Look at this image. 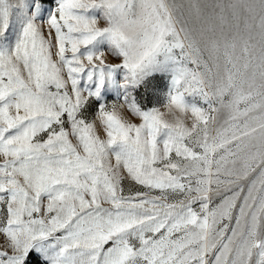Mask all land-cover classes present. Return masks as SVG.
Instances as JSON below:
<instances>
[{
    "label": "snow or ice",
    "instance_id": "1",
    "mask_svg": "<svg viewBox=\"0 0 264 264\" xmlns=\"http://www.w3.org/2000/svg\"><path fill=\"white\" fill-rule=\"evenodd\" d=\"M0 264H264V0H0Z\"/></svg>",
    "mask_w": 264,
    "mask_h": 264
},
{
    "label": "rangeland",
    "instance_id": "2",
    "mask_svg": "<svg viewBox=\"0 0 264 264\" xmlns=\"http://www.w3.org/2000/svg\"><path fill=\"white\" fill-rule=\"evenodd\" d=\"M183 2H187V0H183ZM201 3H207L209 0H200ZM138 122V121H137Z\"/></svg>",
    "mask_w": 264,
    "mask_h": 264
}]
</instances>
